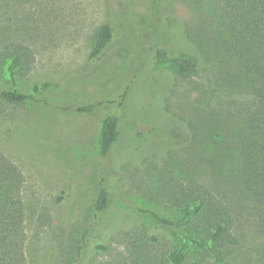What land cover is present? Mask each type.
Instances as JSON below:
<instances>
[{"label":"rangeland","instance_id":"1","mask_svg":"<svg viewBox=\"0 0 264 264\" xmlns=\"http://www.w3.org/2000/svg\"><path fill=\"white\" fill-rule=\"evenodd\" d=\"M227 19L218 0H0V51L10 42L25 44L36 57L30 79L60 86L46 96L48 108L0 104V152L25 176L26 264H56L50 262L52 230L39 218L59 214L56 199L70 186L63 208L67 226L94 223L95 187L105 180L112 205L94 224L115 228L113 245L122 251L121 240L141 222L135 208L152 206L154 189L177 172L194 175L235 209L240 243L232 264L264 263V208L241 192L234 143L226 146L224 167L211 165L199 149L215 124L234 138L254 105L245 75L227 49ZM107 21L114 30L112 46L100 60L90 61L93 36ZM155 49L189 54L199 67L192 76H176L155 59ZM121 79L133 85L130 99L121 102L116 94L114 107L75 113L76 106L99 104ZM8 82L0 63V91L11 89ZM159 87L165 90L161 98L155 94ZM106 114L119 116L121 125L111 156L103 161L98 144ZM172 118L187 130L185 142L146 149L151 122L157 129L169 122L163 132L173 142L180 139ZM159 141L154 136L150 145Z\"/></svg>","mask_w":264,"mask_h":264},{"label":"trees","instance_id":"2","mask_svg":"<svg viewBox=\"0 0 264 264\" xmlns=\"http://www.w3.org/2000/svg\"><path fill=\"white\" fill-rule=\"evenodd\" d=\"M218 1L228 13L227 49L245 75L254 105L234 138L222 131L221 123L219 126L215 124L208 132L209 137L204 140V144L199 145V149L202 155H208L211 165L224 167L229 158L226 146H230L229 141L233 142V148L240 161L238 172L234 174L241 192L253 205L264 208V0ZM113 40L114 30L107 21L93 36L89 60L97 61L104 57ZM153 55L158 62L171 67L174 75L179 77L192 76L199 67L196 59L189 54L174 56L164 50L155 49ZM0 63L6 69L8 83L12 85L11 89L0 91V104L12 107L51 106L46 96L59 91L60 86L30 79L36 65V57L28 46L19 41L6 44L0 51ZM155 81L156 77L149 82L151 90ZM132 90L133 85L126 84L124 79H121L117 87L99 104L79 105L74 111L77 114H92L97 111L99 105L114 107L117 104L116 94L121 102H125L130 99ZM164 91L159 87L156 88L155 94L161 98ZM156 103L159 106L158 100ZM122 105L121 103L119 106ZM154 110L153 115V112H157ZM179 120L171 119V124L173 123L181 134L180 139L175 138V142L172 136L163 132L169 122L158 129L155 128L156 123L151 122L153 130L145 141L146 149L176 148L185 142L182 137L189 134ZM120 125L121 119L117 115L106 114L103 117L98 144L99 156L103 161H107L111 156L120 134ZM11 132L10 129L7 134L11 135ZM154 136H160V141L150 145ZM195 139L192 143H195ZM193 176L184 177L177 172L154 189L150 204L153 207L139 205L135 208L141 222L139 226L131 228L121 240L125 247L122 251H118L113 245L115 228L96 229L94 224L112 205L111 190L105 180L101 179L95 187L94 223L80 222L67 226L63 208L72 191L70 186L69 190L63 191L56 199L57 208L61 207L59 214H43L39 218L42 227L52 230L54 257L50 262L232 264L234 251L240 243L236 233L235 209ZM24 187L25 176L21 169L0 152V264L27 262ZM97 256L102 257L99 262L95 259Z\"/></svg>","mask_w":264,"mask_h":264}]
</instances>
